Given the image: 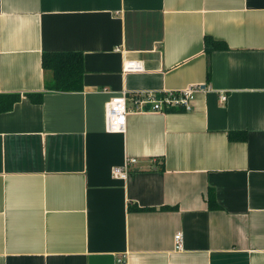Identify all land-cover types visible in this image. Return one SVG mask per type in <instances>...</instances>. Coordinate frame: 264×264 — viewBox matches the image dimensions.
I'll return each mask as SVG.
<instances>
[{"label":"crops","instance_id":"0c3cea01","mask_svg":"<svg viewBox=\"0 0 264 264\" xmlns=\"http://www.w3.org/2000/svg\"><path fill=\"white\" fill-rule=\"evenodd\" d=\"M205 35L227 49L207 56ZM46 51L81 53L76 91L44 89ZM189 86L188 111L133 105ZM118 92L124 130L106 132ZM12 93L0 264H264V0H0V94Z\"/></svg>","mask_w":264,"mask_h":264},{"label":"trees","instance_id":"16d2710c","mask_svg":"<svg viewBox=\"0 0 264 264\" xmlns=\"http://www.w3.org/2000/svg\"><path fill=\"white\" fill-rule=\"evenodd\" d=\"M204 52L210 55L213 51H220L227 49V45L222 40L212 39L209 35L203 38ZM81 53L79 51H46L41 53L39 59V66L43 73L44 89L47 91L60 92V91H76L80 87V78L83 73V65H81ZM206 83L210 80V66L207 64L205 71ZM42 92H28L22 94L26 99L31 102L39 103L41 101ZM19 94H0V112L8 111L12 104L18 100ZM169 111H185L180 107H173L167 109ZM227 138L231 141H244L246 132L228 131ZM208 208L216 209L219 205L216 204L214 199V190L208 188L207 197L205 199ZM169 209L175 207L164 206ZM133 210L151 209L150 207L138 208L135 205L129 206Z\"/></svg>","mask_w":264,"mask_h":264},{"label":"built area","instance_id":"2783aa9c","mask_svg":"<svg viewBox=\"0 0 264 264\" xmlns=\"http://www.w3.org/2000/svg\"><path fill=\"white\" fill-rule=\"evenodd\" d=\"M138 66L132 61H125L123 70H134ZM198 89L197 86H189L185 89L176 91H163L158 94L152 92H138L135 93V98L133 99V105L135 107H140L144 103L150 104L151 111L167 110L173 107H180L185 111L190 108V103L194 97L195 91ZM108 102L104 106V120L103 129L106 132H123L124 120L126 114V96L123 92L113 93L109 96ZM226 99L225 94L219 96V101L224 102ZM133 158H127L126 161L121 166H115L111 169V175L115 177L124 178L128 165L134 163ZM175 247L178 249L181 246V233L177 231L173 236ZM119 261V259H116Z\"/></svg>","mask_w":264,"mask_h":264},{"label":"water","instance_id":"95a60500","mask_svg":"<svg viewBox=\"0 0 264 264\" xmlns=\"http://www.w3.org/2000/svg\"><path fill=\"white\" fill-rule=\"evenodd\" d=\"M201 88L203 87V86H200Z\"/></svg>","mask_w":264,"mask_h":264}]
</instances>
